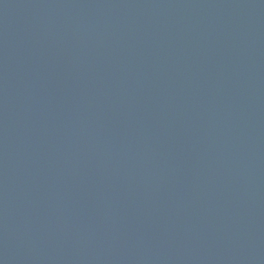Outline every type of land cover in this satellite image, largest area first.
Instances as JSON below:
<instances>
[{"label": "water", "instance_id": "1", "mask_svg": "<svg viewBox=\"0 0 264 264\" xmlns=\"http://www.w3.org/2000/svg\"><path fill=\"white\" fill-rule=\"evenodd\" d=\"M0 264H264V0H0Z\"/></svg>", "mask_w": 264, "mask_h": 264}]
</instances>
